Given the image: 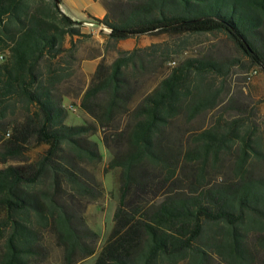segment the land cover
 I'll return each mask as SVG.
<instances>
[{
	"label": "trees",
	"instance_id": "obj_1",
	"mask_svg": "<svg viewBox=\"0 0 264 264\" xmlns=\"http://www.w3.org/2000/svg\"><path fill=\"white\" fill-rule=\"evenodd\" d=\"M107 48L83 88L79 43L92 40L60 0H0V264H81L97 252L88 207L105 195L96 170L111 159L118 203L94 264H264V137L244 119L186 132L215 109L226 75L189 58L135 101L148 59L167 42L141 37L223 33L264 73V0H100ZM76 82V83H75ZM92 121L69 125L65 98ZM59 252L52 262L53 251Z\"/></svg>",
	"mask_w": 264,
	"mask_h": 264
},
{
	"label": "rangeland",
	"instance_id": "obj_2",
	"mask_svg": "<svg viewBox=\"0 0 264 264\" xmlns=\"http://www.w3.org/2000/svg\"><path fill=\"white\" fill-rule=\"evenodd\" d=\"M66 8L73 15L77 16L79 22H94L85 12L89 0H63ZM101 4L95 5L90 10L94 14H100L103 10ZM99 26L91 28L83 25V31L92 34V40H83L78 45L77 55L82 59L81 69L84 82L81 87L85 88L95 72L92 66L103 62L110 65L118 57V53L107 48L108 31L99 32ZM96 31L99 37L94 36ZM167 42L173 52L172 60L166 62L163 59L153 61L148 59L145 70L138 71L133 78L137 84L135 101H139L148 94L164 76L180 62L189 58L210 60L217 62L224 77H218L216 87L223 88L218 106L210 111L199 115L191 123H182L179 128L186 132H199L210 128L218 120L244 119L252 125L257 135L264 137V73L254 67L250 58L243 54L238 46L225 34H201L168 37H141L120 42L118 45L122 50L131 51L135 48H146L153 44ZM1 62V61H0ZM256 72V73H254ZM76 83V82H75ZM65 106L69 109V125H82L85 121H92L91 117L84 113L80 107V97L65 98ZM101 133H98L93 140L99 143V149L103 155L102 163L96 170L98 180L105 189L104 197L96 203L91 204L86 212L88 225L99 235V242L96 254L81 264H94L108 235L113 229V217L118 203V185L115 172L104 171L111 159L109 151L100 141ZM1 168V166H0ZM258 172H264V164H257ZM59 259V252L53 251L52 262Z\"/></svg>",
	"mask_w": 264,
	"mask_h": 264
},
{
	"label": "crops",
	"instance_id": "obj_3",
	"mask_svg": "<svg viewBox=\"0 0 264 264\" xmlns=\"http://www.w3.org/2000/svg\"><path fill=\"white\" fill-rule=\"evenodd\" d=\"M60 1H61V8H62L63 12L66 13L68 16H70L73 20L79 21L77 16L73 15L71 12L68 11V9L66 8L65 4L63 3L64 1L63 0H60ZM98 4H101L100 0H89V3H87L85 5L84 8H86L88 10V11H85V12L89 15V18L95 17V18H98V19L102 20L105 17V15H106V10L105 9H103L100 14H94L92 11H90V10H92L95 7V5H98ZM82 23H83V25H86L87 22L84 21ZM98 31L102 32V29L99 28ZM93 32H94V36L95 37H99V35L96 34L97 32L95 30ZM92 67L96 69V65L92 66Z\"/></svg>",
	"mask_w": 264,
	"mask_h": 264
},
{
	"label": "built area",
	"instance_id": "obj_4",
	"mask_svg": "<svg viewBox=\"0 0 264 264\" xmlns=\"http://www.w3.org/2000/svg\"><path fill=\"white\" fill-rule=\"evenodd\" d=\"M86 25L87 26H89V27H91V28H94V27H96V26H99L101 29H103L104 31H108V32H110V30L108 29V28H106L105 26H103V25H98V24H96L95 22H88V23H86ZM0 61H3V56H0ZM254 73H256V72H254Z\"/></svg>",
	"mask_w": 264,
	"mask_h": 264
}]
</instances>
